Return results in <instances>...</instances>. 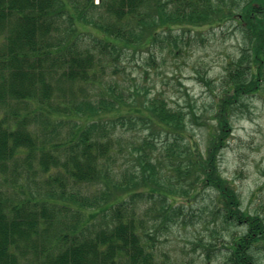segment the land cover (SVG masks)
I'll list each match as a JSON object with an SVG mask.
<instances>
[{
  "label": "trees",
  "instance_id": "obj_1",
  "mask_svg": "<svg viewBox=\"0 0 264 264\" xmlns=\"http://www.w3.org/2000/svg\"><path fill=\"white\" fill-rule=\"evenodd\" d=\"M237 1L0 0V264H185L162 252L161 238L196 218L209 230L210 214V231L228 242L194 236L207 264H261L264 204L243 207L216 154L242 99L264 97V0L236 14ZM89 8L97 16L88 19ZM227 22L248 48L227 61L212 93L204 150L187 138L182 109L108 77L122 54L151 52L161 33L175 40L174 31ZM125 125L150 130L142 147L123 137ZM194 205L198 216L184 211Z\"/></svg>",
  "mask_w": 264,
  "mask_h": 264
},
{
  "label": "rangeland",
  "instance_id": "obj_2",
  "mask_svg": "<svg viewBox=\"0 0 264 264\" xmlns=\"http://www.w3.org/2000/svg\"><path fill=\"white\" fill-rule=\"evenodd\" d=\"M86 1L70 0L73 5L77 3L79 7L84 6ZM245 2L246 0L237 1L233 12L238 14ZM94 4L97 3L94 1ZM98 11L96 8H89L86 13L88 14L87 18L90 19L89 16ZM227 23L220 29L203 32L200 29L190 35L182 30H177L172 33L176 37L175 40H168L167 34L161 33L151 52L136 51L131 54L126 51L125 54H122L117 62L118 68L107 69L108 77L124 87H129L130 91L139 90L142 95L148 98L161 94V97L171 107L182 109L185 112L186 121L183 123L186 126L187 138L193 141V146L204 150V144L207 140L209 143L211 139H208L207 132L210 129L208 118L212 93H218L221 87V77L224 74L227 61L238 57L241 49L248 48L238 30V24L236 22ZM90 40L91 37H84L85 44H88ZM132 40H135L134 37ZM150 57H153V63L150 61ZM115 69L118 72L115 73ZM100 76H104V73ZM89 93L93 98V93L91 91ZM18 109L21 112L24 111L23 106ZM192 110L196 115L193 119L190 117ZM196 117L198 120H194ZM232 124V129L229 128L228 132V135L231 134L229 137L227 136L229 139L225 147L216 150L219 169L225 178L232 180L236 185L243 207L248 208L250 212H255L264 204V97L243 98L240 113L234 117ZM126 129L127 125L122 127L123 137L138 138V145L141 147L143 138L139 137L147 136L150 133V130L137 133L135 129L129 132ZM155 133H159V130L157 129ZM156 136L158 137V134ZM184 144H180L183 146L181 153L188 150ZM156 148L154 154L163 152L164 147L159 142L158 145L156 144ZM162 161L166 165L169 163L168 159ZM173 179L176 181V174ZM207 202H209L208 199ZM184 211L186 213L193 211L196 216L199 213L195 205L194 207L186 206ZM204 218L205 224H207L205 228L209 230L201 228V224L196 218L193 224L194 228L188 226L186 230L177 229L173 235L166 236L168 241H164V237H162V252L178 256L172 259L177 263L182 260L185 264H207L204 257L200 256L199 249L193 250V240L196 241L194 236L215 242L219 248L222 240L220 235L216 237L210 231L214 228L211 214ZM220 233L225 234L226 232ZM222 242H228V239L224 236ZM222 252L227 253L225 250ZM259 261L264 264L263 253H261ZM209 264L226 263L223 259L214 258V261Z\"/></svg>",
  "mask_w": 264,
  "mask_h": 264
}]
</instances>
